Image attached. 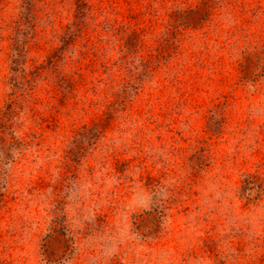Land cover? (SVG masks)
<instances>
[{
	"label": "rangeland",
	"instance_id": "obj_1",
	"mask_svg": "<svg viewBox=\"0 0 264 264\" xmlns=\"http://www.w3.org/2000/svg\"><path fill=\"white\" fill-rule=\"evenodd\" d=\"M0 264H264V0H0Z\"/></svg>",
	"mask_w": 264,
	"mask_h": 264
},
{
	"label": "trees",
	"instance_id": "obj_2",
	"mask_svg": "<svg viewBox=\"0 0 264 264\" xmlns=\"http://www.w3.org/2000/svg\"><path fill=\"white\" fill-rule=\"evenodd\" d=\"M27 7H28V5L25 7V10H27ZM179 22H182V20L180 19ZM245 68H247L246 65H245ZM252 179L253 178L250 177V175H246L245 178H243V185L241 186L242 192L243 193H247V196L250 197L249 199L252 198V192L257 191L256 187H259V186H254L253 184H251L252 183V181H251Z\"/></svg>",
	"mask_w": 264,
	"mask_h": 264
}]
</instances>
